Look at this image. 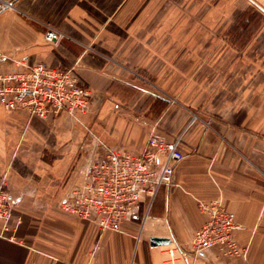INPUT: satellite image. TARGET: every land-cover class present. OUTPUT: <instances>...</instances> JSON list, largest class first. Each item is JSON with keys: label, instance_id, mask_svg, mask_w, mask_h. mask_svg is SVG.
I'll list each match as a JSON object with an SVG mask.
<instances>
[{"label": "crops", "instance_id": "0c3cea01", "mask_svg": "<svg viewBox=\"0 0 264 264\" xmlns=\"http://www.w3.org/2000/svg\"><path fill=\"white\" fill-rule=\"evenodd\" d=\"M197 23L217 42L188 82L171 59ZM45 24L65 33L59 45ZM14 61L73 67L92 96L75 115L0 107V180L13 199L0 264H264V0H16L0 10V71ZM150 133L178 138L184 156L119 230L61 209L99 141L139 151ZM214 199L239 225V256L187 251L206 219L197 200Z\"/></svg>", "mask_w": 264, "mask_h": 264}, {"label": "built area", "instance_id": "2783aa9c", "mask_svg": "<svg viewBox=\"0 0 264 264\" xmlns=\"http://www.w3.org/2000/svg\"><path fill=\"white\" fill-rule=\"evenodd\" d=\"M16 0H0V10L15 8ZM44 38L59 45L65 33L48 24ZM23 67L18 68L19 65ZM9 70L0 71V107L7 111L26 109L38 117L70 115L83 112L92 91L80 80L73 67L49 65L37 61L30 65L14 61ZM179 139L165 140L150 133L146 148L134 151L124 146L112 147L98 142L97 151L88 159L82 179L64 193L60 207L79 218L93 221L100 231L119 230L130 217L142 194L153 196L160 187L172 182L177 163L183 158ZM205 221L194 230L187 246L191 255L217 247L226 256H239L233 231L239 225L234 214L219 199L197 200ZM13 199L5 177L0 180V235L7 230ZM180 250L176 245L165 249L169 259ZM72 264V263H66Z\"/></svg>", "mask_w": 264, "mask_h": 264}, {"label": "rangeland", "instance_id": "374dc122", "mask_svg": "<svg viewBox=\"0 0 264 264\" xmlns=\"http://www.w3.org/2000/svg\"><path fill=\"white\" fill-rule=\"evenodd\" d=\"M216 42L217 38L212 37L202 24L197 23L185 37L180 50L172 57L171 64L174 67L181 68L186 81L189 82L202 63L206 61L208 56L206 49L212 47ZM134 73L140 74L146 80H153V77L145 71L137 70ZM144 85L147 86L148 83L144 81ZM172 96H175V94L172 93Z\"/></svg>", "mask_w": 264, "mask_h": 264}, {"label": "water", "instance_id": "95a60500", "mask_svg": "<svg viewBox=\"0 0 264 264\" xmlns=\"http://www.w3.org/2000/svg\"><path fill=\"white\" fill-rule=\"evenodd\" d=\"M149 241L151 245H163L170 243L171 239L169 237L151 236Z\"/></svg>", "mask_w": 264, "mask_h": 264}]
</instances>
